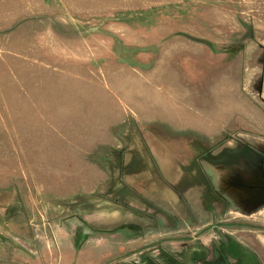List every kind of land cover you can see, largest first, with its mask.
Instances as JSON below:
<instances>
[{
    "label": "rangeland",
    "instance_id": "rangeland-1",
    "mask_svg": "<svg viewBox=\"0 0 264 264\" xmlns=\"http://www.w3.org/2000/svg\"><path fill=\"white\" fill-rule=\"evenodd\" d=\"M0 264H264V0H0Z\"/></svg>",
    "mask_w": 264,
    "mask_h": 264
},
{
    "label": "crops",
    "instance_id": "crops-1",
    "mask_svg": "<svg viewBox=\"0 0 264 264\" xmlns=\"http://www.w3.org/2000/svg\"><path fill=\"white\" fill-rule=\"evenodd\" d=\"M208 207H209V205H208ZM214 208L215 207H213V206H210V210H211V213L214 215L215 214V212L213 211L214 210Z\"/></svg>",
    "mask_w": 264,
    "mask_h": 264
}]
</instances>
